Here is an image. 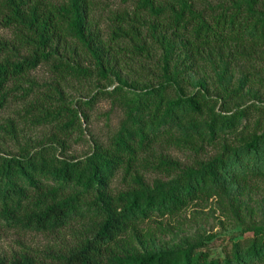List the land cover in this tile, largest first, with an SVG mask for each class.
<instances>
[{
	"label": "trees",
	"instance_id": "obj_1",
	"mask_svg": "<svg viewBox=\"0 0 264 264\" xmlns=\"http://www.w3.org/2000/svg\"><path fill=\"white\" fill-rule=\"evenodd\" d=\"M91 5L92 0H0V22L14 30L13 43L0 42V109L8 102L10 84L44 62L60 79H109L122 61L140 56L139 70L148 75L147 63L153 61L151 78L133 86L124 82L87 100L69 101L57 84L52 86L56 97L46 96L20 113L34 126L54 128L51 140L61 146L65 141L58 133L83 132L81 119L87 114L81 106L91 108L99 98L111 99L124 120L84 158L63 157L55 144L30 141L18 144L16 153L0 152V229L54 232L81 225L78 241L64 251L50 252L47 259L0 255V264H264V223L254 221L246 227L247 239L224 255L211 256L200 243L137 247L141 237L154 236L143 228L154 217L179 214L194 201L226 193L238 180L264 178V106L239 104L232 110L228 105L246 82L256 81L252 72L236 81V67H259L264 74V0H138L132 14L115 15L114 45L93 27ZM70 41L80 43L95 63L83 66L65 58ZM208 59L217 76L215 98L207 79L196 78ZM187 84L200 89L189 92ZM176 120L184 126L179 134L172 127ZM0 131L15 140L19 135L11 118ZM163 142L198 155L207 148L216 152L180 167L155 157ZM147 169L174 176L150 184L142 173ZM119 172L127 187L115 191L112 182Z\"/></svg>",
	"mask_w": 264,
	"mask_h": 264
},
{
	"label": "rangeland",
	"instance_id": "obj_2",
	"mask_svg": "<svg viewBox=\"0 0 264 264\" xmlns=\"http://www.w3.org/2000/svg\"><path fill=\"white\" fill-rule=\"evenodd\" d=\"M138 0H92L91 22L96 27L103 40L113 43L111 40V27L115 15L120 13L132 14ZM151 41L150 39H147ZM0 42H14V30L4 27L0 22ZM150 43V42H149ZM65 58L72 62H79L83 66L95 63L92 55L82 45L75 41L69 42V47L64 50ZM130 56V54H129ZM155 58L160 56V50L153 54ZM128 56H125L126 59ZM140 56L133 58L128 64L117 65V68L110 73L109 79L93 77L89 79L66 78L60 79L51 70L48 62L41 63L36 69L30 71L23 80L11 83V92L4 108L0 109V124H4L8 118L13 119L19 129L17 139H11L0 131V152L16 153L18 144H55L58 154L67 158H84L93 148L95 141L107 142L109 137L115 133L124 120V113L119 107L112 106L111 99L99 98L96 104L91 107L81 106L87 114L82 117L83 132L77 130L70 136L58 133L65 145L61 146L51 135L56 133L49 125L34 126L21 118L20 113L24 112L31 104L39 101H46V96L56 97L52 86L58 84L64 91L69 101H83L91 98L100 89H112L126 82L133 86L139 81L151 78V60L147 66L151 72H142L139 67ZM204 62L202 70L196 74V78H205L209 83L210 95L215 98L213 85L217 83V76L212 65ZM264 64V63H263ZM235 80H243L244 76L257 73L256 81H248L244 84L241 96L229 102L234 110L239 104L241 106L253 103H260L264 106V74L259 73V67L234 69ZM33 81L36 84L31 86L28 83ZM31 89L27 96L25 90ZM200 89L199 86L187 84V90L192 92ZM220 102L216 106L219 110ZM172 127L179 134L184 130L182 122L176 120ZM262 132V130H261ZM216 152L215 149L207 148L206 153L196 154L186 147H178L168 143H158L155 147V157H164L178 162L180 167L190 166L195 159H206ZM146 182L152 184L156 178L169 181L174 174L164 170L147 169L142 170ZM171 175V176H170ZM173 175V176H172ZM127 187L122 179V172H119L112 182V188L117 191ZM237 213V214H236ZM244 217V218H242ZM244 223L239 221L242 219ZM264 223V178L243 182L236 181L226 193L215 194L201 201H194L186 209L176 215L165 217H154L148 221L143 228L152 229L153 237H141L137 241L139 251L147 249H168L186 243H200L204 251L211 256L224 255L233 244L244 242L250 235L246 227L249 222ZM81 225L72 223L54 232L23 231L18 229H0V255L11 258L21 253H27L38 259H47L50 252L66 250L72 247L79 239Z\"/></svg>",
	"mask_w": 264,
	"mask_h": 264
}]
</instances>
